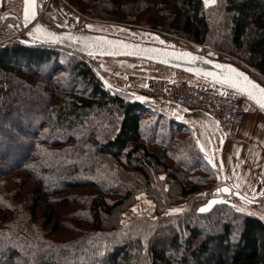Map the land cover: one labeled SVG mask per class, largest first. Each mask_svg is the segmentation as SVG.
<instances>
[{"label": "trees", "instance_id": "trees-1", "mask_svg": "<svg viewBox=\"0 0 264 264\" xmlns=\"http://www.w3.org/2000/svg\"><path fill=\"white\" fill-rule=\"evenodd\" d=\"M68 2L236 56L253 69L218 59L264 85V0ZM9 21H0V264H264V218L221 200L219 171L191 127L110 82L102 57L2 41L14 35ZM139 195L155 216L123 224Z\"/></svg>", "mask_w": 264, "mask_h": 264}, {"label": "rangeland", "instance_id": "rangeland-1", "mask_svg": "<svg viewBox=\"0 0 264 264\" xmlns=\"http://www.w3.org/2000/svg\"><path fill=\"white\" fill-rule=\"evenodd\" d=\"M47 1L48 0H39L40 2L39 12L40 13L43 12L42 21L47 26L52 27V28L58 27L60 30L66 29V28L70 29L72 24H75L76 26L75 28L78 31L82 30V28H85L86 30L108 33L112 35L121 36L124 38L133 39L136 41H144V42H149V43H154V44H159V45H164V46H171V47H176V48H188V49L200 52V53L204 52L205 55H208L210 57L217 58V59L218 57H221L222 55L226 59H231L232 61L243 64L250 70L253 69L252 66L244 63V61H242L238 57L226 54L224 52H221L219 50H216L204 44H197L190 40L175 36L173 34H165V33L162 34V33H159L153 29H150L144 26L129 27L121 23L93 19V18L84 16L78 10V8L75 6H72L68 2V0H51L48 7L46 8ZM210 5H213V4H210ZM21 14H22V0L16 1V2L15 1H8V2L3 1L0 3L1 23H5L7 20L11 19V21H9V24L6 26V29L7 31L12 32L11 34H14V37L12 35L10 36L9 39L11 38L20 39L21 38V40L28 42L29 39L27 38V36H25V34H19V32L21 31L20 30L21 25L12 23L13 19L15 18H19L21 20ZM88 25H92V27H88ZM0 40H1V37H0ZM114 60H116L115 62H118L119 64H115L113 62ZM97 67L110 81L116 84V86L118 87L121 86L120 88L131 91L136 96H138V94H147L149 92V89L153 85V84L151 85V77L154 75L152 73L155 72L154 70H157L156 68H163L149 61L135 59V58H126V57H122V58L102 57L101 59L99 58L97 60ZM128 70H130L132 73L133 72L135 73H133V75L126 76L125 73H127ZM183 76L184 78L181 80L193 79V77L189 75H183ZM156 79H158V77ZM240 95L242 98L243 106L245 108L246 106H248L250 102L253 104V102L249 100L246 96H244L242 93H240ZM161 108L159 110L163 111ZM164 113L168 117L175 118L166 112ZM177 120L187 124L183 120H179V119ZM217 169L219 171L220 168H217ZM219 182L220 181L218 179V183ZM226 196L228 195H222L221 200L227 203H230L227 201ZM230 204L236 206L238 209L240 208L244 209V207H242V202L238 199L235 203L231 202ZM206 206L208 208V204L205 205L204 207ZM174 209H182V208L175 207ZM244 211L252 213V211H250V209H247V208H245ZM142 216H155V211H154V206H153L152 201L148 199L147 197H145L144 195H139L137 197L136 202L130 208H128L122 215V223L129 224L132 220L138 217H142Z\"/></svg>", "mask_w": 264, "mask_h": 264}, {"label": "crops", "instance_id": "crops-1", "mask_svg": "<svg viewBox=\"0 0 264 264\" xmlns=\"http://www.w3.org/2000/svg\"><path fill=\"white\" fill-rule=\"evenodd\" d=\"M3 1L20 0H0V3ZM115 61V64H119ZM156 65L163 68L154 70L151 85L157 77L166 81H178L184 78L183 75H188L168 66ZM130 70L125 73L126 76L135 73ZM161 109L176 119L185 121L194 130L199 146L211 163L220 168L219 184L233 185L252 201L242 202V207L264 218V111L250 102L245 108L243 123L238 128L241 141L231 143L225 141L222 128L205 114L169 102H164ZM222 169L224 176L221 174Z\"/></svg>", "mask_w": 264, "mask_h": 264}, {"label": "water", "instance_id": "water-1", "mask_svg": "<svg viewBox=\"0 0 264 264\" xmlns=\"http://www.w3.org/2000/svg\"><path fill=\"white\" fill-rule=\"evenodd\" d=\"M23 8L24 0H22L21 14L23 29L19 32V34L25 33L29 39L48 45L50 47L69 48L84 55L93 57H126L141 59L155 64L174 68L188 75L212 83L218 87L232 89L238 92L237 89L223 83L222 80L214 78V76L219 77L221 74L226 72L225 68L218 67V65H231L238 71L243 72L246 76L249 77V79L255 81L261 87H264V85L256 80L248 71L242 69L241 67L230 61H222L188 48H176L144 41H136L133 39L124 38L108 33L86 30L85 28H82V30L78 31L75 28V24H72L70 29H54L47 26L42 21V15L39 12V0H36L35 3V17L30 18L27 22H25L23 16ZM37 24L41 25L43 30L54 33L56 38L49 39L46 36H41L40 32H38L36 29ZM29 33H33V35H29ZM9 38L10 37H7L2 41ZM108 41H114L115 43H108ZM152 49H157L158 51L153 52ZM185 51L192 53L193 57H199V59L183 57L182 53ZM242 94L264 111V108H261L260 105L257 104L255 100L251 99L246 93ZM141 97L145 96L141 95ZM181 107L187 109L184 106ZM221 174L224 176L223 169L221 170ZM225 187L229 189L228 192L223 191ZM218 189L221 190L218 192L219 194L233 195L237 197L241 202L250 203V199L244 196L231 184H223Z\"/></svg>", "mask_w": 264, "mask_h": 264}, {"label": "built area", "instance_id": "built-area-1", "mask_svg": "<svg viewBox=\"0 0 264 264\" xmlns=\"http://www.w3.org/2000/svg\"><path fill=\"white\" fill-rule=\"evenodd\" d=\"M50 2L51 0L47 1L46 8ZM144 96H139L142 103L153 109H160L164 102H169L205 114L222 128L226 142L241 141L238 128L243 123L246 109L241 95L235 90L211 83L191 80L165 81L158 78ZM226 197L230 203L237 201L233 195Z\"/></svg>", "mask_w": 264, "mask_h": 264}, {"label": "snow or ice", "instance_id": "snow-or-ice-1", "mask_svg": "<svg viewBox=\"0 0 264 264\" xmlns=\"http://www.w3.org/2000/svg\"><path fill=\"white\" fill-rule=\"evenodd\" d=\"M35 3L36 0H24V8H23V16L25 22H27L30 18H34L36 15L35 12ZM216 0H204L205 7L209 6L210 4H215ZM88 27H92V25H88ZM36 29L40 32L41 36H46L49 39H55L56 36L54 33L47 32L43 30L42 26L37 24ZM29 35H33V33H29ZM39 38V37H38ZM108 43H115L114 41H108ZM153 52L158 51L157 49H152ZM183 57L191 58V59H199V57H193L192 53L190 52H183ZM218 67L225 68L226 72L221 74L218 78L222 80L223 83L228 84L232 88L238 90V92L246 93L251 99L255 100L257 104L260 105L261 108H264V87H261L255 81L249 79L243 72L238 71L231 65H218ZM211 163V161H209ZM217 191H221L217 189ZM224 192H228V188L223 189ZM215 203V201H209L208 206ZM207 210V207H202L199 211L204 212ZM239 211H244L243 208L238 209ZM173 212H178L180 209H172Z\"/></svg>", "mask_w": 264, "mask_h": 264}]
</instances>
